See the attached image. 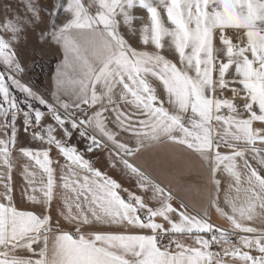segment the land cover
Segmentation results:
<instances>
[{
  "label": "snow or ice",
  "instance_id": "1",
  "mask_svg": "<svg viewBox=\"0 0 264 264\" xmlns=\"http://www.w3.org/2000/svg\"><path fill=\"white\" fill-rule=\"evenodd\" d=\"M22 2L0 4V264H264V0ZM137 8L144 48L122 30ZM49 50L62 59L42 89L26 61ZM168 145L207 170L198 202L151 158Z\"/></svg>",
  "mask_w": 264,
  "mask_h": 264
},
{
  "label": "crops",
  "instance_id": "2",
  "mask_svg": "<svg viewBox=\"0 0 264 264\" xmlns=\"http://www.w3.org/2000/svg\"><path fill=\"white\" fill-rule=\"evenodd\" d=\"M60 19H63V17H60ZM140 35L141 32H137L134 26L133 38L127 36L126 37L130 40V43H133V46L137 48H142L140 44L141 43ZM147 50H153V48L149 47V49ZM164 54L167 55L172 60L175 59L173 55L174 53L171 51L166 50ZM61 59L62 56L60 60ZM59 62L57 63V65L59 64ZM161 95H164V93L161 92ZM225 95L229 98H232V93L230 91L226 92ZM236 103L238 105L242 103L240 97L236 98ZM254 126L260 127L261 125L259 122H255ZM25 143L26 144L29 143L27 138L25 139ZM31 146L36 147L38 146V144L33 143ZM78 146L81 149L84 147L82 142ZM260 146L264 147V145H260ZM52 157L53 159L58 158L57 151L53 150ZM86 158L92 160L97 168H100L101 171L107 173L109 176L118 180L125 188H130L134 191L137 190L135 188L134 182L130 180L125 174H123L119 168H112L110 166L112 158L108 156V153L106 151H97L91 154L90 157H86ZM151 158L156 161L159 170L163 171L168 176V179L165 180V183H168L174 190H180L181 194L184 195L187 199L191 200L192 202H198L200 198L199 189H207L210 187L208 183L207 170L201 168L200 160L195 154L184 153L181 150L177 149L175 146L168 145L152 153ZM13 161L15 165L13 171V182L16 191L19 192L20 189L24 187V182L22 179V167L23 164L28 161L27 158L23 157L22 154H20L18 151L13 153ZM61 162L63 163V158H61ZM150 196H151L150 193L145 194V199L152 206H155V202L151 200ZM17 203L24 208L30 207L29 204L21 202L18 197H17ZM175 203L176 206L178 207L179 203L178 202ZM53 211L55 212L56 209L54 208ZM189 211L191 212L192 209L189 208ZM210 218L211 221L214 222L217 226L223 228L230 227L229 221H227L224 217L216 213L214 209L210 213ZM158 222H164V221L161 218H158ZM164 223L165 226L167 227L166 222ZM181 239H185L188 244L193 243L190 238L181 237Z\"/></svg>",
  "mask_w": 264,
  "mask_h": 264
},
{
  "label": "rangeland",
  "instance_id": "3",
  "mask_svg": "<svg viewBox=\"0 0 264 264\" xmlns=\"http://www.w3.org/2000/svg\"><path fill=\"white\" fill-rule=\"evenodd\" d=\"M5 2L10 3L15 11L23 14L24 5H23L22 0H0V4L5 3ZM48 2L51 3L52 0H48ZM85 2L87 3L88 0H85ZM2 15H3V10H2V8H0V16H2ZM134 15H136L137 17H142V19L135 20L132 23V25H130V26H124V28L122 30L125 32L127 37L133 38L134 26H135V30L137 32H141V35H140L141 36V43L140 44H141L142 48L147 47V46H144L142 44V38H143L142 28H143L144 24L150 23L149 16H148L146 11L141 10L139 8L134 10ZM162 16H164L163 13H162ZM165 20H166V17H165ZM166 23H167V21H166ZM229 34L231 35L232 33L230 32ZM165 45H166V49H168V39L167 38H165ZM151 48H154V46H152ZM148 49H149V47H148ZM167 51L173 52L172 50H167ZM173 55L175 58L174 61H176L177 56L175 54H173ZM57 57L61 58L60 53L49 50L42 57L41 56H32L26 61V63L32 64V61L35 60V64L32 65L33 71H32V74L30 76L32 83L37 84L42 89L46 88V86H48L51 83V78L49 77V71L51 69V65H54L55 61H57L56 60ZM39 70H41V71H39ZM52 73H53V71H52ZM16 95H17L19 100L23 101L24 96L22 93H20L17 90ZM90 155L91 154H89L86 157H90Z\"/></svg>",
  "mask_w": 264,
  "mask_h": 264
},
{
  "label": "trees",
  "instance_id": "4",
  "mask_svg": "<svg viewBox=\"0 0 264 264\" xmlns=\"http://www.w3.org/2000/svg\"><path fill=\"white\" fill-rule=\"evenodd\" d=\"M56 60H57V61H55V64H54V65H51V69H50V71H49V77H50V78H51V74H52L53 69L55 68L57 62L60 60V57H57ZM39 71H41V70H39Z\"/></svg>",
  "mask_w": 264,
  "mask_h": 264
},
{
  "label": "built area",
  "instance_id": "5",
  "mask_svg": "<svg viewBox=\"0 0 264 264\" xmlns=\"http://www.w3.org/2000/svg\"><path fill=\"white\" fill-rule=\"evenodd\" d=\"M89 155V154H88ZM88 155H86V156H88ZM233 239L235 240V237H233Z\"/></svg>",
  "mask_w": 264,
  "mask_h": 264
}]
</instances>
